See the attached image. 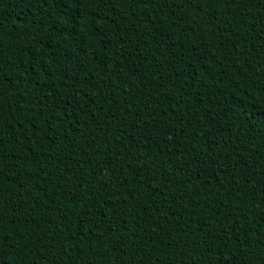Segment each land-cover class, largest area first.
Listing matches in <instances>:
<instances>
[{"label":"trees","instance_id":"1","mask_svg":"<svg viewBox=\"0 0 264 264\" xmlns=\"http://www.w3.org/2000/svg\"><path fill=\"white\" fill-rule=\"evenodd\" d=\"M0 264H264V0H0Z\"/></svg>","mask_w":264,"mask_h":264}]
</instances>
